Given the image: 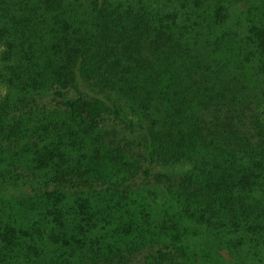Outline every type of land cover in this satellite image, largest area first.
<instances>
[{
    "label": "trees",
    "instance_id": "obj_1",
    "mask_svg": "<svg viewBox=\"0 0 264 264\" xmlns=\"http://www.w3.org/2000/svg\"><path fill=\"white\" fill-rule=\"evenodd\" d=\"M0 264H264V0H0Z\"/></svg>",
    "mask_w": 264,
    "mask_h": 264
}]
</instances>
